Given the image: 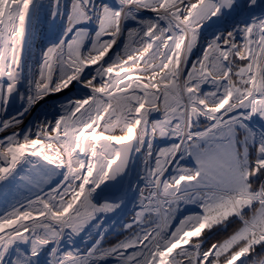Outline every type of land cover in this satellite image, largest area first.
Instances as JSON below:
<instances>
[{
  "label": "snow or ice",
  "instance_id": "6c2138e0",
  "mask_svg": "<svg viewBox=\"0 0 264 264\" xmlns=\"http://www.w3.org/2000/svg\"><path fill=\"white\" fill-rule=\"evenodd\" d=\"M260 122L264 0H0V264H264Z\"/></svg>",
  "mask_w": 264,
  "mask_h": 264
},
{
  "label": "rangeland",
  "instance_id": "374dc122",
  "mask_svg": "<svg viewBox=\"0 0 264 264\" xmlns=\"http://www.w3.org/2000/svg\"><path fill=\"white\" fill-rule=\"evenodd\" d=\"M41 3H44V4H47L48 3V0H40ZM37 43H38V38H37ZM39 49L37 47V44L34 43V46H33V52H38ZM19 107V103L17 102V104L15 106H11L9 108V112L10 113H14L16 111V109ZM27 123V122H26ZM255 128L258 130L259 127H257L256 125H254ZM3 135H5V133H2L0 132V137H3ZM23 195H27V193H23ZM119 227L118 224H116L115 222L111 221V226H110V229H109V232L108 234L110 233V231H113V230H116L117 228ZM95 236V230H93V234L92 236H85V240L84 241H77V244L79 247H86L87 245H90L92 243V238ZM259 252V250H257Z\"/></svg>",
  "mask_w": 264,
  "mask_h": 264
},
{
  "label": "trees",
  "instance_id": "16d2710c",
  "mask_svg": "<svg viewBox=\"0 0 264 264\" xmlns=\"http://www.w3.org/2000/svg\"><path fill=\"white\" fill-rule=\"evenodd\" d=\"M255 125L259 128L261 127V123H256ZM0 138H2V137H0ZM230 231H231V228L229 229V232ZM120 232H121L120 227H118L116 230L110 231V233L106 237L107 242L108 243H115L118 239L123 238L121 235L118 234ZM221 235H227V233H222ZM219 238H220V236L211 237L209 240V243L212 242L213 240L219 239ZM257 250H259V249H257Z\"/></svg>",
  "mask_w": 264,
  "mask_h": 264
},
{
  "label": "bare ground",
  "instance_id": "6f19581e",
  "mask_svg": "<svg viewBox=\"0 0 264 264\" xmlns=\"http://www.w3.org/2000/svg\"><path fill=\"white\" fill-rule=\"evenodd\" d=\"M41 2V1H40ZM107 228L110 229V226H111V221L107 222L106 225H105Z\"/></svg>",
  "mask_w": 264,
  "mask_h": 264
},
{
  "label": "water",
  "instance_id": "95a60500",
  "mask_svg": "<svg viewBox=\"0 0 264 264\" xmlns=\"http://www.w3.org/2000/svg\"><path fill=\"white\" fill-rule=\"evenodd\" d=\"M260 123H264V122H260Z\"/></svg>",
  "mask_w": 264,
  "mask_h": 264
}]
</instances>
